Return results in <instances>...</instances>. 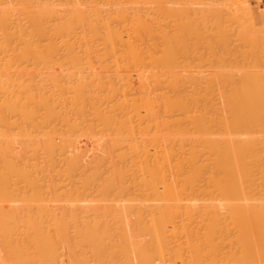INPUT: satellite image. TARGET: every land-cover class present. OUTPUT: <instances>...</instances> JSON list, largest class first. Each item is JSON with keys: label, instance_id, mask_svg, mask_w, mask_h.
Listing matches in <instances>:
<instances>
[{"label": "bare ground", "instance_id": "obj_1", "mask_svg": "<svg viewBox=\"0 0 264 264\" xmlns=\"http://www.w3.org/2000/svg\"><path fill=\"white\" fill-rule=\"evenodd\" d=\"M144 68L141 0H0V264H264L263 66Z\"/></svg>", "mask_w": 264, "mask_h": 264}, {"label": "rangeland", "instance_id": "obj_2", "mask_svg": "<svg viewBox=\"0 0 264 264\" xmlns=\"http://www.w3.org/2000/svg\"><path fill=\"white\" fill-rule=\"evenodd\" d=\"M141 57L147 72L200 74L221 104L240 73L264 68V0H141Z\"/></svg>", "mask_w": 264, "mask_h": 264}]
</instances>
